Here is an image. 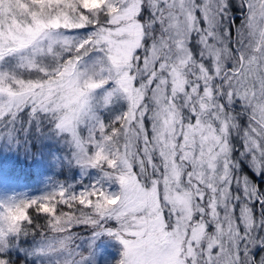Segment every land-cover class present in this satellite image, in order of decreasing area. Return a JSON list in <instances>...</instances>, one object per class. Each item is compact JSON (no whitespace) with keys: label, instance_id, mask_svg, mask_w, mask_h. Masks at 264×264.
Segmentation results:
<instances>
[{"label":"snow or ice","instance_id":"6c2138e0","mask_svg":"<svg viewBox=\"0 0 264 264\" xmlns=\"http://www.w3.org/2000/svg\"><path fill=\"white\" fill-rule=\"evenodd\" d=\"M105 235L264 264V0H0V264Z\"/></svg>","mask_w":264,"mask_h":264},{"label":"rangeland","instance_id":"374dc122","mask_svg":"<svg viewBox=\"0 0 264 264\" xmlns=\"http://www.w3.org/2000/svg\"><path fill=\"white\" fill-rule=\"evenodd\" d=\"M24 181H25V179L21 178V187H23L25 185H27L29 187H32V186L35 187L34 185L38 182V181H36L35 183H32L29 181L28 182H24ZM116 242L118 243L119 248L122 251V247H123L122 244L118 240H116ZM115 250L116 249H114L113 251H115ZM111 255H112V251H111V249L109 250V246L104 241L99 242L96 246V250L94 253V256H95L94 264H115V262L112 263V261H111ZM119 258H120V256H119Z\"/></svg>","mask_w":264,"mask_h":264},{"label":"trees","instance_id":"16d2710c","mask_svg":"<svg viewBox=\"0 0 264 264\" xmlns=\"http://www.w3.org/2000/svg\"><path fill=\"white\" fill-rule=\"evenodd\" d=\"M21 178L25 179L24 182H32L35 183L37 180H33L32 177L30 176H22ZM104 241L108 246H109V250L111 249L112 251V255H111V261L112 263H114L115 261L118 260L120 254H121V249L119 248L118 243L116 242L115 239L109 238L108 236H103L102 238H100L99 240H97L96 242V246L99 242ZM96 246H95V250H96ZM87 247V245H86ZM114 249H116L115 251H113ZM94 250V253H95ZM86 257H87V253H86Z\"/></svg>","mask_w":264,"mask_h":264}]
</instances>
